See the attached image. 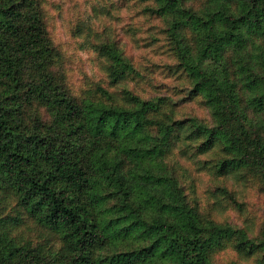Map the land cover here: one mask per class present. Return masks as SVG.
I'll return each instance as SVG.
<instances>
[{
    "label": "trees",
    "instance_id": "1",
    "mask_svg": "<svg viewBox=\"0 0 264 264\" xmlns=\"http://www.w3.org/2000/svg\"><path fill=\"white\" fill-rule=\"evenodd\" d=\"M128 1L147 94L116 38L81 91L43 1L0 0V264H264V0Z\"/></svg>",
    "mask_w": 264,
    "mask_h": 264
},
{
    "label": "rangeland",
    "instance_id": "2",
    "mask_svg": "<svg viewBox=\"0 0 264 264\" xmlns=\"http://www.w3.org/2000/svg\"><path fill=\"white\" fill-rule=\"evenodd\" d=\"M46 10V16L53 41L62 49L69 63L67 71L70 72V79L81 91L88 88L93 81L100 82L105 79L103 60L96 52L95 45L101 40L118 39L121 46L125 48L127 56L144 73L139 82L127 84L147 94L151 90L153 80L159 77V67L167 62V54L159 44L145 47L146 36L150 34L147 26L139 14V7L128 0H42ZM133 35L138 42L133 40ZM170 60V59H169ZM153 62L155 66L147 64ZM149 68V69H148ZM147 74V75H146ZM150 76V77H148ZM149 78H152L151 81ZM159 83L173 84L164 76L159 77ZM89 84V85H88ZM191 109L202 116L205 112L196 104H191ZM205 181L209 179L204 177ZM243 200L252 208L253 212L260 210L261 199L255 196V190L249 189ZM252 217V212L248 210ZM228 214L234 215L233 212Z\"/></svg>",
    "mask_w": 264,
    "mask_h": 264
}]
</instances>
